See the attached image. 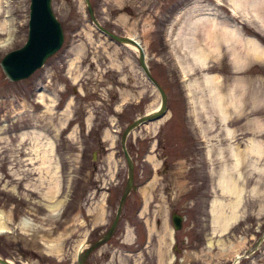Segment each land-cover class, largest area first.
<instances>
[{
  "label": "rangeland",
  "instance_id": "374dc122",
  "mask_svg": "<svg viewBox=\"0 0 264 264\" xmlns=\"http://www.w3.org/2000/svg\"><path fill=\"white\" fill-rule=\"evenodd\" d=\"M90 2L101 25L144 48L168 109L130 133L142 185L86 264H169L170 254L173 264H264V0ZM29 3L0 0V60L25 43ZM51 7L61 48L23 80L0 66V257L16 264H77L83 235H103L128 175L121 132L160 103L137 49L100 31L84 0ZM221 177L235 190H222ZM213 199L223 212L236 206L222 232H213ZM173 211L185 216L180 230Z\"/></svg>",
  "mask_w": 264,
  "mask_h": 264
},
{
  "label": "water",
  "instance_id": "95a60500",
  "mask_svg": "<svg viewBox=\"0 0 264 264\" xmlns=\"http://www.w3.org/2000/svg\"><path fill=\"white\" fill-rule=\"evenodd\" d=\"M88 13L95 23L98 29L109 36L114 41L134 45L138 49V62L146 77L155 86L160 94V104L158 107L149 114L141 115L140 117L133 120L122 132L121 143L124 151V156L128 164V178L124 193L121 196L119 205L117 207L115 218L106 231L104 236L91 245L82 255L78 257V263L83 264L87 255L97 246L104 243L113 233L115 226L118 222L121 207L125 201L127 194L135 188L133 185V172L134 165L132 159L126 149L125 142L129 132L137 127L138 125L145 123L150 120L160 118L164 115L167 110V96L158 83L153 77L146 62V55L142 46L131 37L117 35L114 32L106 29L94 17L93 9L89 0H84ZM63 31L59 21L56 19L52 7L51 0H30L29 4V20H28V33L27 39L23 46L7 52L0 60V66L5 76L12 81L25 79L29 77L36 69L41 67L45 60L55 53L62 45L63 42ZM173 229L180 230L182 228V215L179 213H172L171 215ZM0 264H15L8 260L0 257Z\"/></svg>",
  "mask_w": 264,
  "mask_h": 264
},
{
  "label": "bare ground",
  "instance_id": "6f19581e",
  "mask_svg": "<svg viewBox=\"0 0 264 264\" xmlns=\"http://www.w3.org/2000/svg\"><path fill=\"white\" fill-rule=\"evenodd\" d=\"M211 28H212L211 31L208 32L209 35H210L209 37H211L212 34L216 33V30L212 26H211ZM131 38H133V37H131ZM135 40L138 41L137 39H135ZM209 41H207V42L212 45L211 41L210 42ZM125 45H128V44H125ZM133 47L136 49L135 46H133ZM200 51H202V50H199L198 49V50H196V51L193 52V56H194V59H195L196 62H198V61L201 62L204 59V56L202 54H200L201 53ZM240 54L243 55L244 53L242 52ZM207 80H208V82H211V81H213V78L207 77ZM155 108H157V105L155 106ZM154 109L151 110V113L154 111ZM185 184H186V182H184V184H182V186L184 187ZM219 184L221 185L222 190H225V191H226V189H231V190L234 189L235 190V188H236V186H234V184H228L227 183V180L225 179V177H221L220 178ZM235 185H236V183H235ZM144 191L146 192V189L145 188H144ZM150 204L151 203L146 199V204L144 205V207L147 208ZM56 206L57 205L50 206V208L51 209L53 207L56 208ZM233 208H234V210H233ZM222 209L223 208H222L221 202L219 203L217 199H213L211 201V212H212V215H213V224H214V226H213L214 227L213 228V232H222V231H224L225 229L228 228L229 224L237 216L236 206L235 205H233L232 208H231L232 209L231 210L232 212H229V211L228 212H223ZM54 210L56 211V209H54ZM91 215L94 216V217H96V218H98L100 216V213L98 211H93V212L91 211ZM5 219H6V217H5L4 211H2L0 209V233H5V232L8 231L7 230L8 229V226L4 222ZM169 219L172 220L171 219V216H169ZM28 222H29L28 219H25V218H22V220H21V224L24 227H25V225H27ZM81 222L82 223H85L86 221L84 219H82ZM150 228H152L151 225H150ZM217 228H219V230ZM161 241L164 242V239L162 238ZM172 241H173V238L170 237V242H172ZM90 244H91V242L89 243V245ZM47 248H48L49 253L50 252L56 253V252H59L60 251L61 246L58 245L57 243H48L47 244ZM82 248H84V246ZM174 257H175V255L170 254V256L168 257L169 258L168 259V262H172L174 260ZM183 258H184V256H183Z\"/></svg>",
  "mask_w": 264,
  "mask_h": 264
},
{
  "label": "flooded vegetation",
  "instance_id": "af4514ba",
  "mask_svg": "<svg viewBox=\"0 0 264 264\" xmlns=\"http://www.w3.org/2000/svg\"><path fill=\"white\" fill-rule=\"evenodd\" d=\"M80 213H82L81 211H80ZM82 215V214H81ZM157 223H159V221H157ZM137 237V236H136Z\"/></svg>",
  "mask_w": 264,
  "mask_h": 264
}]
</instances>
